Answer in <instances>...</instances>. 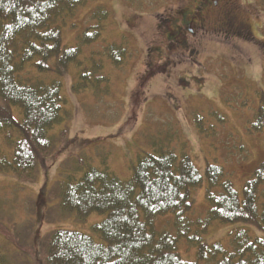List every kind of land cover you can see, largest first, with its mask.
I'll use <instances>...</instances> for the list:
<instances>
[{
    "label": "trees",
    "instance_id": "obj_1",
    "mask_svg": "<svg viewBox=\"0 0 264 264\" xmlns=\"http://www.w3.org/2000/svg\"><path fill=\"white\" fill-rule=\"evenodd\" d=\"M91 1L0 0V174L17 184L37 182L45 158L71 142L72 111L62 89L72 66L78 68L74 92H101L103 83L109 88L106 59L96 53L89 64L83 50L100 41L110 10L95 6L89 15L93 25L76 34L75 43L67 40L69 29L77 27L78 10ZM259 2L264 6V0ZM108 44V60L121 65L126 48ZM259 113L261 121L264 107ZM197 124L201 126L200 118ZM172 142L171 137L150 141L136 155L128 179L112 169L110 151L102 157L90 151L61 160L57 178L41 189L48 206L46 221L72 215L85 221L93 212L106 214L94 225L105 242L56 228L40 239L37 250L35 219L18 227L0 210V264H12L5 242L27 246L29 264H264V236L248 227L229 231L230 246L205 239L215 222H242L264 231V160L241 196L222 166L207 164L202 173L189 152L178 153ZM204 184L208 207L201 217L196 216L195 194ZM165 217L172 219L171 225L160 228L158 220ZM182 239L197 248L196 259L182 256Z\"/></svg>",
    "mask_w": 264,
    "mask_h": 264
},
{
    "label": "rangeland",
    "instance_id": "obj_2",
    "mask_svg": "<svg viewBox=\"0 0 264 264\" xmlns=\"http://www.w3.org/2000/svg\"><path fill=\"white\" fill-rule=\"evenodd\" d=\"M195 1L93 0L78 10L74 20L77 27L67 32L69 43H75L76 34L93 25L89 15L95 6H104L111 12L100 41L83 50L89 64L96 53L97 58L106 59L103 62L110 77L109 88L103 83L101 92H74L78 68L72 66L62 89L66 107L72 111L70 144L45 158V170L35 183L17 184L0 174V210L18 227L35 219L33 243L37 250L40 239L56 228L77 230L105 242L94 225L106 214L93 212L85 221L74 215L46 221L48 206L41 189L57 178L61 160L80 152L93 151L102 157L110 151L112 169L122 179H128L140 150L148 148L150 141L171 137V147L178 153L186 149L202 173L207 164L222 166L243 195L246 181L264 160V118L259 121L264 107V6L259 0H239L240 18L251 27L249 37L236 35L234 30L216 32V23L207 18V37L197 40L190 36L183 43L177 40L182 41L184 33L174 31L172 39L166 38L173 20L179 21L183 9L193 8ZM108 42L122 43L126 48L121 65L108 60ZM13 110L18 116L19 107ZM261 188L263 204L264 184ZM205 192L206 184L195 194L196 216L206 215ZM171 220L160 218L158 225L165 229ZM239 227L264 236V231L246 223L215 222L205 239L230 246L228 233ZM180 244L185 259L197 258L195 246L185 239ZM5 245L12 264L31 263L27 246L19 248L9 242Z\"/></svg>",
    "mask_w": 264,
    "mask_h": 264
},
{
    "label": "flooded vegetation",
    "instance_id": "obj_3",
    "mask_svg": "<svg viewBox=\"0 0 264 264\" xmlns=\"http://www.w3.org/2000/svg\"><path fill=\"white\" fill-rule=\"evenodd\" d=\"M238 3L239 0H196L193 8L183 9L179 21L173 20L166 38L172 39L174 31L184 33L183 40H177L183 43H186L190 36L197 40L207 37L210 30L206 24L207 18L216 23V32L230 33L234 30L236 35L249 37L251 27L249 23L241 20L242 13Z\"/></svg>",
    "mask_w": 264,
    "mask_h": 264
}]
</instances>
